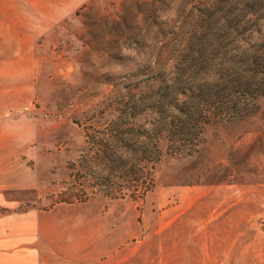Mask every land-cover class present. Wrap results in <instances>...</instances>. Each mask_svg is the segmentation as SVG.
Returning a JSON list of instances; mask_svg holds the SVG:
<instances>
[{
    "label": "rangeland",
    "instance_id": "374dc122",
    "mask_svg": "<svg viewBox=\"0 0 264 264\" xmlns=\"http://www.w3.org/2000/svg\"><path fill=\"white\" fill-rule=\"evenodd\" d=\"M263 42L264 0H0V215L90 225L109 264H264V95L193 144L159 113Z\"/></svg>",
    "mask_w": 264,
    "mask_h": 264
},
{
    "label": "trees",
    "instance_id": "16d2710c",
    "mask_svg": "<svg viewBox=\"0 0 264 264\" xmlns=\"http://www.w3.org/2000/svg\"><path fill=\"white\" fill-rule=\"evenodd\" d=\"M243 62L247 64L244 71L238 70L234 74L231 73L230 75L233 76L231 79H229L231 76L224 80L222 78V85L218 82H207L208 84L205 87L199 88V94L193 102H179L177 98L171 105L178 109V114L168 117L165 116L167 110L164 106L163 110H159V113L163 115L168 132L171 130V126L180 128V132L175 134L176 137L174 136L171 145L177 143L178 140H186V143L193 144L204 124L227 115L235 119L242 118L251 111L254 100L264 95V42L262 48L255 47L250 54H247ZM133 115L136 114L133 113ZM125 116L129 117L127 114ZM172 118L174 120H171ZM129 124L128 121L123 122L125 126ZM161 125L163 124L159 123V127L156 128L159 133L156 132L154 136L149 137L150 142H141L139 147L134 148V151L138 152L140 164L138 167L133 168L132 175L137 177L136 179L139 181L141 179L140 185L137 184L142 186L139 195L141 199L143 194L151 188V182L146 180V174L148 173L144 163L156 159L157 156L159 158L158 136L162 133L160 132ZM147 133H149V130L143 128L141 136L145 137Z\"/></svg>",
    "mask_w": 264,
    "mask_h": 264
},
{
    "label": "crops",
    "instance_id": "0c3cea01",
    "mask_svg": "<svg viewBox=\"0 0 264 264\" xmlns=\"http://www.w3.org/2000/svg\"><path fill=\"white\" fill-rule=\"evenodd\" d=\"M57 225L45 215L36 219L24 213L0 215V264H109V252L94 260L97 244L90 225L88 235L78 240L68 220ZM82 228L85 231L86 223Z\"/></svg>",
    "mask_w": 264,
    "mask_h": 264
}]
</instances>
